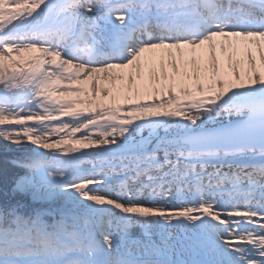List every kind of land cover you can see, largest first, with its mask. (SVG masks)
Here are the masks:
<instances>
[{"label": "snow or ice", "instance_id": "obj_1", "mask_svg": "<svg viewBox=\"0 0 264 264\" xmlns=\"http://www.w3.org/2000/svg\"><path fill=\"white\" fill-rule=\"evenodd\" d=\"M0 152V264H264V0H0Z\"/></svg>", "mask_w": 264, "mask_h": 264}, {"label": "trees", "instance_id": "obj_2", "mask_svg": "<svg viewBox=\"0 0 264 264\" xmlns=\"http://www.w3.org/2000/svg\"><path fill=\"white\" fill-rule=\"evenodd\" d=\"M5 159H6L5 154L3 152H0V187H2L3 172H4V169H5V164H4ZM8 171L11 174H15L16 172H18L20 170L19 169H15L11 165H9L8 166Z\"/></svg>", "mask_w": 264, "mask_h": 264}]
</instances>
